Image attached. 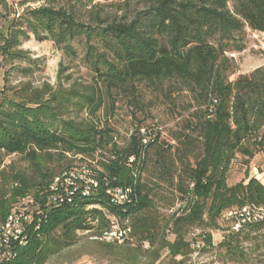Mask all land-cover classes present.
<instances>
[{
	"label": "trees",
	"instance_id": "16d2710c",
	"mask_svg": "<svg viewBox=\"0 0 264 264\" xmlns=\"http://www.w3.org/2000/svg\"><path fill=\"white\" fill-rule=\"evenodd\" d=\"M8 1L0 2V228L21 211L29 222L25 243L14 244L11 259L0 264H46L73 246L78 233L99 238L113 225L129 228L124 242L147 244L154 260L163 251L175 259L210 246V233L198 234L200 241L193 233L217 230L221 217L232 232L219 247L230 252L244 229H264L262 219L235 231V219L225 217L244 206L264 207V185L250 176L252 159L264 151V67L234 76L229 58L244 50L246 29L264 33V0H103L112 2L82 12L80 0H44L20 14ZM31 37L79 59L90 79L10 85V76L28 79L39 69L22 49ZM147 90L165 100L190 95L174 145L156 123L136 124L118 141L106 120L95 119L108 104L113 112L117 98L141 110ZM11 156L16 160L4 164ZM238 158L243 178L230 186ZM80 175L97 183L88 196L80 193ZM124 187L132 188L134 201L113 204L108 191ZM176 202L181 205L166 218L160 208Z\"/></svg>",
	"mask_w": 264,
	"mask_h": 264
},
{
	"label": "rangeland",
	"instance_id": "374dc122",
	"mask_svg": "<svg viewBox=\"0 0 264 264\" xmlns=\"http://www.w3.org/2000/svg\"><path fill=\"white\" fill-rule=\"evenodd\" d=\"M1 2V0H0ZM45 1L40 0L34 4H26L20 6L18 0H9L8 3L13 5L17 14H20L27 6H38ZM112 1L104 2L103 0H80L77 8L83 10L84 6L94 4L109 5ZM106 13L115 14V8H106ZM5 11L0 3V26L4 22ZM120 14V13H119ZM242 44L244 50L240 53H234L233 62L236 67V75L248 74L259 67H264V35L257 32L245 30L242 36ZM81 49L77 43L74 44ZM22 49L30 52L32 59L37 60L39 69L34 73L32 78L24 79L17 75L9 78L10 85H16L18 82L30 81L34 86H40L42 83H48L54 86L58 78L70 76L71 81L87 82L90 79L88 70L79 59H71L64 56L61 50L54 47L50 41L37 42L32 37L22 44ZM81 54V53H80ZM60 69L63 71L61 74ZM1 74V71H0ZM3 82L0 83L2 87ZM151 91L147 90L143 93L141 110L136 109L128 98H117L114 111L101 110L96 115V120H106V122L117 132L118 141L128 138L136 124L144 126L156 123L158 128L162 130L163 139L171 145L175 144L172 140L174 132L183 127L182 120L187 118V106L190 104V95L186 92L174 93L172 99L165 100L155 97ZM181 114V115H178ZM264 160V151L260 155ZM16 157H6L4 164ZM94 165V163H92ZM251 168V165H250ZM264 168V164H263ZM244 166L241 159H237L232 166L228 185L232 186L243 178ZM264 184V176L260 177ZM164 189V194L169 196L168 189ZM180 202H176L174 207L163 206L160 212L168 218L173 211L179 208ZM231 222L221 217L218 220L217 230H208L205 227L197 229L193 234L210 233L211 245L197 250L196 253L188 254L185 257H177L170 259L166 251L161 252L160 258L154 260L152 250L147 244L138 248L137 244L118 242L117 240L105 241L96 240L94 235L88 233H78L76 243L52 256L46 264H264V229L250 231L244 229L243 233L230 241L232 252L219 247L223 238L232 232ZM246 236L247 241L243 237ZM190 234L188 240L191 241ZM170 241L173 240L169 236ZM193 248V247H192Z\"/></svg>",
	"mask_w": 264,
	"mask_h": 264
},
{
	"label": "built area",
	"instance_id": "2783aa9c",
	"mask_svg": "<svg viewBox=\"0 0 264 264\" xmlns=\"http://www.w3.org/2000/svg\"><path fill=\"white\" fill-rule=\"evenodd\" d=\"M264 35V33H261ZM230 57L234 58V54H230ZM144 134V130H141ZM134 161L133 158L129 159V163ZM73 176V175H71ZM83 179L84 185L80 190L82 196H88L96 188L97 183L93 179H85L84 175H80ZM69 179L65 180L68 182ZM58 181V179L56 180ZM111 194V202L113 204H131L135 197L131 187L117 188L112 191H108ZM73 192L66 193L65 200L68 202L71 200ZM64 198H53V202L61 203ZM227 219H235V224L232 227L237 231L242 225L253 224L264 219V207L244 206L241 209L227 212L225 214ZM29 222V216L25 211L19 213H12L8 216L6 222L0 228V263L8 261L12 257V247L14 244L23 245L25 243L23 234V227ZM129 228L120 231L115 225L112 226V232H106L101 237H95L96 240H117L118 242H124Z\"/></svg>",
	"mask_w": 264,
	"mask_h": 264
},
{
	"label": "crops",
	"instance_id": "0c3cea01",
	"mask_svg": "<svg viewBox=\"0 0 264 264\" xmlns=\"http://www.w3.org/2000/svg\"><path fill=\"white\" fill-rule=\"evenodd\" d=\"M261 154L262 153L256 155L252 159L251 168H250V176L257 178L262 183L260 177L264 176V168H263L264 160L262 159V156H260Z\"/></svg>",
	"mask_w": 264,
	"mask_h": 264
}]
</instances>
